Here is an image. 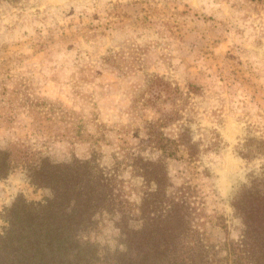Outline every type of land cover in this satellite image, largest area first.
I'll return each instance as SVG.
<instances>
[{
  "label": "rangeland",
  "instance_id": "374dc122",
  "mask_svg": "<svg viewBox=\"0 0 264 264\" xmlns=\"http://www.w3.org/2000/svg\"><path fill=\"white\" fill-rule=\"evenodd\" d=\"M150 121L175 140L188 128L198 157L179 143L163 156ZM262 139L264 0H0V147L15 158L0 179V232L16 197L51 195L28 175L39 155L95 156L116 172L137 228L154 187L138 172L142 155L163 158L175 185H199L197 226L225 256L243 227L233 197L264 170V155L248 160L240 148ZM122 215L95 216L104 252L125 249Z\"/></svg>",
  "mask_w": 264,
  "mask_h": 264
},
{
  "label": "trees",
  "instance_id": "16d2710c",
  "mask_svg": "<svg viewBox=\"0 0 264 264\" xmlns=\"http://www.w3.org/2000/svg\"><path fill=\"white\" fill-rule=\"evenodd\" d=\"M162 127L148 122L163 156L172 157V146L179 143L190 160L198 157L200 144L192 142L188 128L175 140ZM259 141L256 146L252 141L242 145L240 154L248 160L263 156L264 139ZM14 163L12 150L0 147V179L12 172ZM27 165L31 182L49 188L51 195L43 201L19 195L6 208L0 264H221L224 258L231 264H264V170L252 174L233 197L232 206L243 227L239 238L226 241L224 256L197 226L199 211H204L199 185L187 178L175 185L163 158H136L138 172L154 186L143 198L137 228L126 218L116 172L100 166L95 156L57 161L39 155ZM205 170L202 174L207 177ZM117 207L123 214L119 225L126 246L112 254L101 250L91 230L98 213ZM222 226L227 228L224 220Z\"/></svg>",
  "mask_w": 264,
  "mask_h": 264
}]
</instances>
